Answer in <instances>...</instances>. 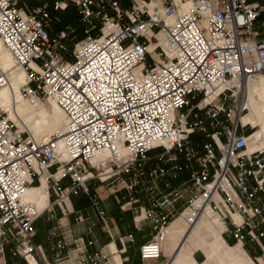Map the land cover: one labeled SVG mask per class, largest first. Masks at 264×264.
<instances>
[{
	"label": "built area",
	"instance_id": "2783aa9c",
	"mask_svg": "<svg viewBox=\"0 0 264 264\" xmlns=\"http://www.w3.org/2000/svg\"><path fill=\"white\" fill-rule=\"evenodd\" d=\"M70 5L86 28L65 60L59 50L74 29L53 38L51 28ZM262 17L264 0H44L29 11L0 0V41L26 73L20 95L35 105L53 100L67 118L65 132L37 139L0 108L3 244L10 235L27 264H109L113 253L91 252L84 236L52 229L53 258L35 242L46 212L85 221L68 207L81 193L106 221L89 186L96 181L126 190L121 208L150 224L143 261L168 264L161 259L170 225H196L206 206L223 233L264 256V148L250 151L253 127L242 121L249 84L264 79ZM42 178L53 202L41 211L25 194Z\"/></svg>",
	"mask_w": 264,
	"mask_h": 264
},
{
	"label": "crops",
	"instance_id": "0c3cea01",
	"mask_svg": "<svg viewBox=\"0 0 264 264\" xmlns=\"http://www.w3.org/2000/svg\"><path fill=\"white\" fill-rule=\"evenodd\" d=\"M18 1L20 6L28 11L44 3V0ZM128 4L127 1H124L125 6ZM262 22L260 24L259 20L256 26L259 24L262 26ZM259 33L261 34L260 38H264L262 32ZM96 183V181L90 182L89 186L92 194H97L100 198L101 207L107 213L106 221H99L90 197L81 193L71 198L68 207L82 213L85 221L77 222L75 220L76 214L65 215L60 208H56L53 213L46 212L35 224V242L43 247L49 258H53L52 247L56 239L51 237L50 232L55 229L58 235L84 236L88 240H93L94 245L90 247L91 252L100 250L106 254L112 252L109 264H152L153 261H143L140 257V247L151 238L152 231L146 240L140 236L137 237V233L142 229V224L151 228L150 224L143 221L137 225L134 220L135 213L130 209L123 210L121 208L129 199L126 190L121 188L117 190L108 188L106 190L105 186H96ZM38 184L39 182L36 181L30 187V199L36 198ZM138 197L142 198V194L139 193ZM52 201L53 196L48 199V202ZM210 221V219L203 217L197 228L187 235L188 225L182 219H176L171 225L168 239L164 243V254L161 261L168 264H206L215 258H223L232 264H256L254 259L258 260L260 264H264V256L258 245L248 241L245 245L237 242L235 245H230L229 241L234 242L235 240L230 235H225L229 239L226 240L222 236L221 224L219 222L212 224ZM205 231L209 233H205ZM201 234L203 238L209 239L210 248L199 249L201 247L197 243V236ZM15 243V240L11 239L9 243L3 244L0 238V264H13L16 259L22 264H27L24 259L14 255L12 249ZM238 244H241L242 247ZM192 247L193 250H190ZM248 249H252L254 254H251ZM198 252L203 254L205 260L199 261Z\"/></svg>",
	"mask_w": 264,
	"mask_h": 264
},
{
	"label": "rangeland",
	"instance_id": "374dc122",
	"mask_svg": "<svg viewBox=\"0 0 264 264\" xmlns=\"http://www.w3.org/2000/svg\"><path fill=\"white\" fill-rule=\"evenodd\" d=\"M52 6H53V2H51V10L53 11ZM60 18H61V22H55L52 25L51 30L53 32H51V34H53V36H52L53 38H57V35L61 30H66L67 24H69L74 29V33L70 34L68 36V38H66L62 42L63 45L65 46V50H59V53L61 54V56L65 60H72V52L75 48V44L78 43L79 39H83L85 37L84 29L86 28V25L81 22V20L79 18L78 11H77L76 7L73 5H70V9L67 12H61ZM262 21H264V17H262V19H260V24ZM260 24L257 26L256 29L259 32H262V37H264V27H262ZM92 35L93 36H100L101 34L99 31H94V32H92ZM1 50L4 52V54L6 56L9 57V55L3 49L0 48V51ZM12 66H13V69L11 71H8V74H7L8 79L11 83L15 81L14 77L16 76V74L19 72H22V70H24L22 68H19L15 64V62H13V61H12ZM0 73L2 74L3 72L0 70ZM260 82H262V80ZM7 88L8 87L6 86L5 89H3V90H7ZM16 96H17V99L19 98V100L17 101V104H19L22 107V109H21V111H16L15 115H13L12 117L10 116V117L12 119H15V121L17 122L18 126L21 129L30 133L34 137L38 136L39 138H42V137L48 138L54 134H57L59 132L64 131V129L66 127L67 119H66L64 113L60 109L55 108L56 104L54 103V101L49 100L48 102L41 104L42 107H40V106H37L35 104H30L29 102H27L24 99H21V97L19 96V92H17V94L14 95L13 98L14 97L16 98ZM2 104L3 103L0 104V107L4 106ZM4 108H6V106H4ZM258 130H261V126L259 124H257V126L254 127L253 129L251 127H249L247 132L250 134H253L254 132H256ZM196 140L200 141V142L204 141V136L203 135H197ZM260 145H261L260 148L259 147L258 148L253 147L252 150L264 148V142L261 143ZM158 151H160V150H158ZM158 151H154L153 153H157ZM100 185H102V184H100L98 182L96 183V186H100ZM38 186H40V184H38ZM103 186L106 187V190L108 188H110V186H108V187L106 185H103ZM214 216L217 217L215 214H214ZM219 222H221V221L219 220ZM222 224H224V223H222ZM224 226H225V230H226V225L224 224ZM151 231H152V229L149 228V226L142 224V229L140 230L139 233H137V237L140 236L143 240H146L149 237V234ZM205 233H209V232L205 231ZM225 235L229 236L230 234L228 232H225L222 234V236H224L226 238V240H229L228 236H225ZM9 237H10L9 239L11 240L12 237L10 235H9ZM197 239H198L197 243L199 244V247H201L199 249L210 248L209 247V245H210L209 239L203 238L202 234L198 235ZM235 242L236 241H234V242L229 241L230 245H235L236 244ZM10 246H13V245H10ZM46 250L48 251V249H46ZM190 250H193V247ZM248 250L251 254H254V251L252 249H248ZM197 255L199 257V261L205 260L204 259L205 257L203 256V254L201 252H198ZM254 261L256 262V264H260L258 262V260L254 259ZM13 264H22V263L17 261V259H16L13 262ZM206 264H232V263L230 261H228L227 259L215 258V259L207 262Z\"/></svg>",
	"mask_w": 264,
	"mask_h": 264
},
{
	"label": "bare ground",
	"instance_id": "6f19581e",
	"mask_svg": "<svg viewBox=\"0 0 264 264\" xmlns=\"http://www.w3.org/2000/svg\"><path fill=\"white\" fill-rule=\"evenodd\" d=\"M0 43H1L0 48L3 49L11 58L10 59L8 56H6L2 50L0 51V70L3 72L2 74L0 73V77H3L2 79L3 83L0 84V104L3 103L2 105L6 106L7 109L4 108V106H1L0 108L5 109L7 112L10 113V116L12 117L13 115H15L16 111H21L22 109V107L19 104H17V101L19 100V98L17 99V96L16 98L15 97L13 98V96L16 95L17 92H19V88H20L19 86L23 83L26 73L24 70H22V72H19L16 74V76L14 77V80H15L14 82L11 83L9 81L7 74H8V71H11L13 69L12 61L14 62V59L12 55L4 48L1 41ZM261 80L262 82H260ZM6 86L8 87L7 90H3L5 89ZM19 96L21 97V99H23L22 96L20 95V92H19ZM54 103L56 104L55 101ZM36 105L42 107L41 104H36ZM55 108L61 110V108L57 104ZM242 121L244 124L251 125L253 128L256 127L257 124L261 126V130L254 132L253 134H251L249 138L250 151H254L252 150L253 147L260 148L261 146L260 144L264 142V79L263 78L257 80L254 83L249 84V113L243 116ZM65 130H66V127L63 132H65ZM63 132H59V133H63ZM35 137L39 139L38 136H35ZM49 138L50 137L48 138L42 137L40 139H49ZM42 182H43V185L41 187H38L37 195L35 199L29 198L30 187L27 188L26 194H25V200L35 203L37 207L39 208V210L41 211L44 210L49 203L48 202L49 197L46 191L47 184H46L45 178H42ZM214 214L215 213L213 212L211 207L206 206L202 212L200 219L196 223V225L191 226V227L188 226L189 231L187 235L191 234L197 228L200 220L203 217L210 219L211 220L210 222L212 224L219 222L220 220L221 222L219 223L222 226V230H223L222 233H223L225 230V226L222 223L224 222L218 217V215L215 214L218 217L217 218L214 216ZM233 217L237 222L241 221V217L238 214H234ZM174 222L175 221H173L172 224ZM170 227H169V232H170ZM168 236H169V233H168ZM168 236H167V239H168ZM238 246L242 247L241 244H238Z\"/></svg>",
	"mask_w": 264,
	"mask_h": 264
},
{
	"label": "trees",
	"instance_id": "16d2710c",
	"mask_svg": "<svg viewBox=\"0 0 264 264\" xmlns=\"http://www.w3.org/2000/svg\"><path fill=\"white\" fill-rule=\"evenodd\" d=\"M69 9H70V6H68V8H67L64 12H67ZM79 18H80V17H79ZM67 26H70V25L67 24L66 27H67ZM84 34H85V33H84ZM51 36H53V34H51ZM76 38H77V37H76ZM81 40H82V39H79V41H81ZM79 41H78V42H79ZM249 134H250V133H249Z\"/></svg>",
	"mask_w": 264,
	"mask_h": 264
}]
</instances>
